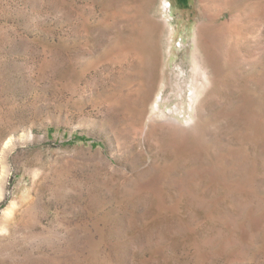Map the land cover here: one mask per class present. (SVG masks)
Segmentation results:
<instances>
[{
	"label": "rangeland",
	"instance_id": "1",
	"mask_svg": "<svg viewBox=\"0 0 264 264\" xmlns=\"http://www.w3.org/2000/svg\"><path fill=\"white\" fill-rule=\"evenodd\" d=\"M217 7L214 75L200 0H0V264H264V0ZM118 36L146 103L108 99Z\"/></svg>",
	"mask_w": 264,
	"mask_h": 264
},
{
	"label": "bare ground",
	"instance_id": "2",
	"mask_svg": "<svg viewBox=\"0 0 264 264\" xmlns=\"http://www.w3.org/2000/svg\"><path fill=\"white\" fill-rule=\"evenodd\" d=\"M200 1L203 2V9L205 11L204 15L207 16V19L205 18L206 20L202 24H200V26H198L199 27V37H200L198 48H200L201 49L200 51H202L204 53V54L202 53L203 56H204L202 59L205 60V63L207 64V66H211V68H212L210 73H212V71H213L212 74L219 75V69L222 66L224 67V65L222 63L221 64H220V62H219V64L217 63V61H220V60H218V57L221 54L222 49H223L222 48V44L225 45V43H223V40H224V32H223V30H224V27H226L225 25L229 24V22L234 20L235 17L238 14H236L235 11H234V12L231 13V16L229 17V19L227 21L218 22V18H220V16L222 15V10L218 8L219 6L217 7L218 2L220 0H200ZM119 5L116 7V15L121 16V15H123L124 11H123V8L121 6H119ZM213 8L216 9V10H214V12L212 11ZM123 17H125V16H123ZM136 17H139V16L137 15ZM130 24H132V23H130ZM232 31H234V30H232ZM115 39L116 40H114V42L111 45V47L106 52H103L104 53L103 56H101V57L99 56L100 59L99 60L97 59V61H99V63H104V64L105 63L106 64L110 63L111 64V69H112V74H113V84L112 85H114V88L112 86L111 87H112V90L114 89V92L111 93L108 96V99L112 100V102H114V103H120V102H122V103L125 102L126 103V100H124L122 98V96H123V92L122 91L126 90L127 92H129L130 88L133 86L132 82H135L138 79V80H140L141 85L145 86V88H146V90L143 91V92H146V93H144V96H142V101L145 102L144 100L148 99L147 97H149L151 95L150 94L151 93L150 90L153 87L151 88L150 85L153 84L152 83L153 76L157 72V70H156V72L154 73L155 67H156L155 66L156 65V57H155L156 55L155 56L153 55L154 54L155 45L151 46L152 49H150L149 55L147 56L148 52L146 51V55H144L145 48L142 49L143 47L141 45H138L135 42L125 41L122 38V36L121 37L118 36ZM204 60H202V61H204ZM134 61L137 62L136 65H133ZM217 64L220 65L221 67L220 66L218 67ZM106 66H108V65H106ZM225 66H227V65H225ZM127 67L131 68L133 73L130 72V74H126L125 71H126ZM224 68H221V69H224ZM209 69H210V67H209ZM108 73H110V71ZM203 75H204L205 78L209 77V75H207L206 72H204ZM155 77H154V79H155ZM104 91H103V94H104ZM110 91H108V92H110ZM141 92H142V90H141ZM133 95H135V94H133ZM190 95H191L190 96L191 98L195 97L196 91H195L194 88L191 89V94ZM126 96H128V95H126ZM136 96H137V94H136ZM138 96H141V95H139V93H138ZM138 99L139 98H136V100H138ZM156 106L159 107L158 105H156ZM116 107L117 106H114L115 109H116ZM139 107H140V104H139ZM119 108H121V106ZM121 109H123V108H121ZM116 111H117V109H116ZM125 116L128 118L127 115H125ZM134 118L136 120V117H134ZM126 127H129V125H127ZM129 129H131V128L129 127Z\"/></svg>",
	"mask_w": 264,
	"mask_h": 264
}]
</instances>
